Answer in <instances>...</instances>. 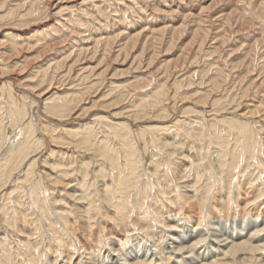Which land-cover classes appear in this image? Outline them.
Masks as SVG:
<instances>
[{
    "label": "rangeland",
    "instance_id": "obj_1",
    "mask_svg": "<svg viewBox=\"0 0 264 264\" xmlns=\"http://www.w3.org/2000/svg\"><path fill=\"white\" fill-rule=\"evenodd\" d=\"M30 1H35V0H0V11L3 14L5 13V17L1 18L2 20L0 19L1 20L0 21V24H1L0 25V35H2V36H0V39H1L0 41L1 42L3 41L4 44H6V45L8 44V45H12V46L13 45H21V43L22 44L23 43L28 44V40H30L29 45L30 44L35 45L38 43V47L36 49L30 50L27 48H25V49L21 48V49H19L20 52L12 54V57L9 60L14 59L13 61H15L17 58L24 60L23 64L20 65L21 67L20 66L16 67V69H15L16 71L13 70L12 72L18 73V72L22 71L23 74L24 73L29 74L31 69L34 67V65L36 66L37 64H39L42 61H43L42 62L43 64H46V62H48V61H59L60 64L62 65V67L64 66V68H62V70H64L66 67H68L70 64L73 63L72 64V66H73L72 73H74V72L79 73L80 72V73H83L85 75L90 74L89 79L86 80V82H84L81 85H79L77 82H75V83L78 85L73 83L72 80H73L74 76H72V77H69V76L63 77L62 76L63 79L61 78V80H60V77H61V75H60L59 77H57V79L52 80L53 82L49 81L48 83H46L45 86L43 85L42 91H44V92L46 90L55 91L56 88L60 89V88H63L64 86L70 87L71 85H74V87L79 86V87L85 88L88 84L95 82L93 79L96 78L98 76V74H99V77L102 74V77H100V80H99V83L100 82H102V83H100V84L97 83L93 88H91L89 90L88 93H86L84 95L85 97H84V100L82 103V107L89 109V111H87L88 116L87 117H81L77 120L68 119L67 121H59L55 117H50L49 115L44 114V112L42 111L43 110L42 105L39 104L42 98L40 96L38 97L37 93L31 91V89H28L29 87H27L26 85L23 86V85L19 84V82H20L19 78L16 77L17 78L16 79L15 77H13V74H11L10 71L6 70L7 69L6 67L3 68V64L6 62V59L4 60V56H6V55H4V53L7 51V49L0 47V51H1L0 52V63L2 64V65L0 64V66H2V67H0V71H2L1 68H3L2 72L5 74V75H3L2 72L0 73V74H2V76L0 75L1 76L0 79L3 80V81H1V80L0 81L2 84H4L6 81H7V83L10 82L12 85L14 84L13 88L15 87L17 89L16 91L18 93H16L14 91L15 90L14 89L13 94H16V95L19 94L20 95V93H21L25 96V98H26V96L28 97V98H26L27 100L24 99V101H27V102L29 101V105H30L29 106L28 103L26 102V106L28 105L27 109L30 111L28 116L31 114L28 117V119L29 120L31 119L34 122L37 129H39V127H40L39 131H40V133L42 132L41 134H38L39 133V131H38V133H36V134L41 137L40 138L41 140H39V139L38 140L43 142V143L39 142L41 145L38 143L40 145V146L38 145L39 146L38 150H40L41 153L44 152V157H41V159H40L41 164H38V166L36 164L35 167H33V168H35V170L33 169L34 173H36V171L38 170L37 171L38 173H36L37 175H35L33 172L30 173V178H33V181H34L33 183L37 182V180H38V182H40V180H39L40 177H41V182L45 183L44 181H46V180L44 177V174H45L44 172H49L52 168L51 164H55V161H56L54 158L53 159L45 158V154L47 153L46 150H48V148H50L47 141H45L48 138L47 134H49L47 132H50V131L52 132V130L56 129L55 133H52V134L56 135V137H57V136L63 135L61 130H59L60 129L59 127H61L62 125L68 126V128H70L74 132H77V127L75 126V124L77 122L90 123V121H91V124H92L95 121L92 124L94 126L89 125V127L92 129V131L94 130L93 133H95L96 135L98 134L97 136L99 138H101L102 135L104 136L106 133V134H108L107 137L109 138L110 135L113 134L112 131L111 130H107L109 132L105 131L106 128L103 129L104 126L100 124L99 120L98 119L95 120L93 118L94 117L97 118V116H96L97 114L98 115L99 114L112 115L114 113L117 115V114H119V112H123V110H125V108L123 109L122 106L131 107L130 105L133 104L136 100H138L137 99L138 94L141 97V100L139 102L143 103L144 101L147 100V97H149V95H150V94H145L147 89L149 90L148 92H150L151 90H154V88L156 90V88L159 85H163L165 90L168 93H170V92L172 93L173 88L174 89L176 88L173 84V81L177 80L178 81L177 88L179 91V97L182 96L184 98V97H187L190 95H195V93L197 91L202 92V90H203V92L206 91L207 93H209L210 89H212L211 84H212L214 79H217L220 82L221 87L219 89L214 90L212 92V95L210 93L208 94L210 96H208L209 98L207 97L208 98L207 100H209V103L206 105L207 107L204 106L203 108H198L199 111L198 110H196V112L191 111L188 114V116H192L193 113H194V115L196 113L195 117L193 115V117H190L191 119H188L190 122H193L192 120L199 118V117L202 119V122L200 121V118L198 120L196 119V121L194 120L195 122H193L194 124L192 123V125L188 121L190 124L189 131L194 132V135H196V136H194L193 140H195L196 142L199 140L201 142L200 143L198 141L196 144H194L196 146H193L191 144V141H190L191 138H189L190 135L188 136V138L183 137V136H187L186 134H183L184 131H181V130H183L184 127L183 128L180 127L181 128V130H180V128H177L176 126L172 127L169 124V123L172 124V122L174 121L175 115L170 117L171 121H168V119H169L168 118L167 121H165V122L164 121L160 122V121H155V120H151V122H150V124H154L152 126H156L157 124L160 125V124L164 123V126H166V128L172 127L171 128L172 130L171 129H169V131L165 130L162 132V134L166 133L167 136L172 134L173 136L170 135L168 137L170 139L172 138L171 140H174V141H177L178 139L183 140V138H184L187 142L184 145H187L190 147V148L188 147L189 150L188 149L186 150V154L192 155L189 157L188 160L181 159V160H183V161H181L180 158L177 159V157H171V158H172V162H174L173 165H175L174 166L175 169L177 167L180 170L182 169L181 170L182 174L185 176L184 181L189 182V183L193 184L195 187L199 188V189L196 188L197 195H199V196L201 195L202 198H200L199 200L200 201L202 200V201L197 202V210L194 213L191 212L192 210L190 209V207L187 204L183 203L182 200L177 198L176 192H178V189L176 188L177 186L173 184V181H172V183H170L171 177L170 176H164L166 179L161 181L162 182L161 184L156 183L154 185V183L153 184H151V182L148 183L151 186H149L148 188L145 189L147 191V193H145L146 191H143L144 196H146L147 198H145V197H143V199L140 198V201H142L144 204L142 202H140V204L138 203V205H134V206H132V204L128 205L127 209L129 207H131V209H128V210L126 209L128 212L126 210L124 211L125 212L124 214H126V215H125V217H123V220H121L123 222L117 224V223L111 222L109 220L108 215L103 217L102 212H101L102 208H101L99 211L100 214H98V216L96 215L95 227L91 230L88 228L87 231H85V235H83V233L79 230L77 232V234H76L77 236H76L73 234V233H75V231H73V233H72L68 230V228H66L67 226L66 227L64 226V223H65L64 219L67 217L70 218L71 216H69L67 210H65L63 208V206H67L65 204H68V203L70 204V202L63 201L61 203L62 205H60L59 208H60V210H62V208H63L64 210H62V211L57 210V208L55 209L54 207L52 208L51 204L48 203L50 201L52 190L50 189L48 191V189H47L48 187H45L44 189L48 193L44 191L43 196L45 198L44 200L46 202V205L48 204L50 206L51 211L50 212L49 211L44 212V210H41V209L44 207L46 208V206H44L45 203H43V201L42 202L37 201V202H40V204L37 202L35 204V202L32 201L30 196H28L30 194L29 192L31 190L30 185H32V180H30V182H27V184L25 183L26 185L24 184L23 186H22V184H20V183L17 184L15 182L16 178H18V176L24 175V172H23L24 170H22V169H23V167L25 169V165H23V167H21V169L16 170V172L14 171L15 173L12 175L13 177H11V179H8L9 182L7 179H6L7 182H6V180L3 182V183H5L4 185H3V183L0 182L1 183V186H0V191H1L0 192V201H1V204H0V209H1L0 210V212H1L0 213V224H2L0 226L1 227L0 231L2 233H4V236H3V234L0 233V236H1L0 239H2V240H0V244H1L0 245V254L3 255V256H0V264H3L5 259H6L5 264H11L10 262H12V259L15 260V261L13 260L15 262V263L12 262L13 264H17L18 262H19L18 264H24L26 262H27L26 264H78L79 261L82 262L81 264H118V263H120V264H136V263L137 264H139V263L140 264H184V262L186 261L187 258H190V259L194 258L196 260L198 259L199 261L197 260V262H198L197 264H224V262H225V264L226 263L227 264H264V249H262V248H264V245H263L264 244V238H263L264 237V235H263L264 234V230H263L264 227L262 228V226H264V221H263L264 220V213H263L264 212L263 211L264 210V198H263L264 197V195H263L264 194V179H263V181H261L262 180L261 178L264 177V174H263L264 173V167H261V166H264V156L260 155L259 158H257V159L255 158V161L251 160L250 163H252V167H250L249 165L246 164L249 162V160L247 159L248 157L241 156L239 158V160L237 161V164L234 168L226 169L224 171V174H220L218 172L220 162L225 160L224 158L228 156L227 150L229 149L228 151L231 153V150H233V149L235 150L240 145L243 147L244 143H245V138L240 136V133H238V130L234 129L231 126V124H229V120H228V122L226 121L228 118L226 116H224V115H226L225 113L227 112V110L233 106V105L231 106L230 103L232 102V100L235 99L238 102H240L241 100H242V102L246 101L247 103L245 102L243 104H248L249 103L248 100L250 99L251 95H254L253 93H255V95H257V93H258V92H254L252 89H254V90L259 89V92H261L262 94L264 93V0H40L41 2L36 4L37 6L34 8H32V7L30 8V6H29L31 3ZM48 1H50L51 3H49ZM56 2H58L57 7L54 10L51 9L52 6ZM64 3H66V4H64ZM48 4H49V6H48ZM67 4H69V5H67ZM58 7L60 9H57ZM68 7H70V8L68 9ZM13 8H20V9H18V12L19 11L20 12L19 13L17 12L18 15L15 14L17 17L14 15L13 17H16V18H13V20H12V17L9 16L8 13L11 11V9L13 10ZM27 8L29 10L33 9L32 17L28 16V18H27V17L22 16L28 10ZM64 8H65V11H63ZM35 9H36V11H34ZM50 9L52 10L51 13H50ZM23 11H25V12H23ZM55 12L56 13L59 12V13L56 14ZM60 12H61V14H60ZM2 13H0V15H3ZM18 16H19V18H18ZM5 18H6V20H5ZM24 18L26 20V23H25V21L23 22ZM20 19L22 20V22L21 21L15 22V21H19ZM1 28H2V30H1ZM3 34H5V36ZM12 34H13V36H12ZM20 35H22V36H20ZM8 36H11V37H8ZM15 37H16V39H15ZM21 37H23V38H21ZM9 38H11V39H9ZM37 38H38V40H37ZM6 39H8V40H6ZM20 39H22V42ZM9 40H11L12 42H10ZM11 43H13V44H11ZM2 55H3V57H2ZM23 55H25V56H23ZM33 56H34V59H33ZM29 57H30V59H29ZM37 57H39V60ZM41 59H43V60H41ZM34 60H36V61H34ZM75 60H77V61L74 62ZM29 63L32 65H29ZM47 64H49V63H47ZM7 67L10 68V65L9 66L7 65ZM25 68H28V69L25 70ZM4 69H5V71H4ZM10 69H12V68H10ZM79 69H81V70H79ZM6 72L8 75L6 74ZM191 75H192L191 79L188 80V76L190 77ZM30 76H33V75H30ZM3 78H5L6 80ZM200 82L203 84H201ZM1 83H0V86L2 85ZM55 83H57V84H55ZM62 83H64V84L62 85ZM15 84L18 85V87ZM28 84L30 86L34 85L35 81L30 82ZM68 84H70V85H68ZM116 85L118 87L119 86H125V85L130 86L129 90L131 92V94H130L131 96L129 95L127 98L125 97L126 99L123 102H121L120 104H116L119 98L117 97V90L115 91L112 88V86H116ZM21 86H22V88H20ZM23 87L25 88V91H23L24 90ZM248 87L252 88V89L250 88L251 90H249V92L247 91ZM19 88L21 89L20 90L21 92L18 90ZM135 88H144L145 91H144V89L142 91L144 93V95H141L140 93H138V90H136ZM78 89H80V88H73V89H71V90H73L72 92H70L71 90L65 89L64 91H62V93L63 94L68 93V94H72V95L76 94V93L78 94L79 93ZM28 90H29V92H28ZM74 90H75V92H74ZM30 91H31V93H30ZM65 92H67V93H65ZM112 92H114V93H112ZM115 92H116V94H115ZM34 93H35V95L33 97ZM261 93H259L257 95L258 99L257 98L256 99L258 100L257 104L263 105L264 95H262ZM1 94L2 93H0V100H1L0 106H1V103L4 101V96L1 98ZM28 94H29V96H28ZM249 95H250V97H249ZM247 96L249 97V99ZM211 97H212L213 101L210 102ZM220 97H222L224 101L227 100L226 103H224ZM29 98H31V100ZM36 98H37V100H36ZM38 98L39 99L41 98V99L39 100ZM214 99H215V101H214ZM217 99L218 100L220 99L219 102ZM185 100H187V98H185L184 101ZM37 101H38V105H36ZM190 101H191V99L189 100L188 104H191ZM30 102H31V104H30ZM181 103H182V101H180V100L177 102V104H178L177 109L181 108ZM219 103H220V106H219ZM221 103L222 104L224 103L225 105L224 104L222 105ZM34 104L37 107L34 106ZM114 104H116V105H114ZM193 104L194 103H192L191 106H193ZM5 105L6 104H4V106ZM31 105L33 108L31 107ZM217 106H219L220 108ZM223 106H227V109H225L226 107L223 108ZM195 107H197V106H195ZM209 107H210V109L211 108L212 109L211 110L208 109ZM213 107H215V108H213ZM241 107L244 108V109H242V111L247 110L244 105H242ZM263 107H264V105H263ZM34 108H35V110H34ZM36 108L38 109V111L36 110ZM40 108H41V110H40ZM4 109H6V107ZM219 109H221V110L219 111ZM33 110H34V113H33ZM200 110H203V111H200ZM216 111H218V112L216 113ZM239 111H241L240 107H239ZM180 112H181V110H180ZM175 114H177V113L175 112ZM197 114H199L201 116H199ZM228 115H230V114H227V116ZM33 116H36V117H33ZM118 116H120V115H118ZM206 116H207V119H206ZM221 116H224V118H222V120L223 119H225V120L221 121ZM41 118H43V119H41ZM91 118H92V120H91ZM215 118H216V121H215ZM4 119H5V116H4ZM37 119H39V120H37ZM47 119H48V121H47ZM210 119L211 120L213 119L212 122L216 123V125H215L216 127L214 126L215 130H214L213 126L212 127L209 126L210 121H211ZM250 119L253 120V123L255 124L256 121L252 118H250ZM7 120H8V118L6 119V121L4 120V122L6 123V126H7V130H8L7 131V140L5 143L6 148L8 146H10L13 143V141L16 140L17 136H15V135L18 134L17 133L18 127H12L10 125L9 120L8 121ZM73 121H76V122H74L75 124H72ZM123 121H127V122L129 121L128 123H129L130 127L133 126L132 127L133 129L134 128L136 129L137 126L141 125V124L137 125V124L133 123L134 121L131 118H126ZM156 122H157V124H155ZM197 123H199V124H197ZM203 123L205 124V126ZM263 123H264V121H263ZM172 125H175V124L173 123ZM193 125H194V127H192ZM96 126H98V128ZM161 126H163V125H161ZM220 126L222 128H220ZM255 126H257V125H255ZM94 127L97 130H95ZM101 127H103V128H101ZM175 127L177 129H175ZM196 127H197L198 132L196 130ZM254 129H256V127ZM103 130L105 131V133ZM203 130L204 131L206 130V131L204 132ZM148 131H149V129H148ZM100 132H103L104 134L101 133L102 134L101 135ZM168 132H169V134H168ZM176 132H178V134H176ZM200 132H202L205 136ZM148 133H146V134H148ZM151 133H152V131L147 135L150 138H151ZM196 133L201 134V135L197 136ZM258 133H259L258 135L260 136L259 137L260 140H258L260 142L259 144H261L263 146L264 145V136L260 132H258ZM212 134L216 138L214 136H212ZM221 134H222V136H221ZM96 135L93 134L94 137L92 136L91 137L92 139L90 138L89 141H91V140L94 141ZM166 135H164V136H166ZM132 136L136 140L134 142L137 144V146L139 148H141V149L144 147L146 148L145 153L142 151L143 156L144 155L146 156L147 153H148V156H151L150 152L152 153L154 150H155V152H156V150H158V148L155 147V145L153 146L151 144V142L145 143L147 146L146 147L145 144L142 143V140L139 137H136V134L133 133ZM201 136L203 138H201ZM218 136L221 138L223 137L222 139L225 140L227 142V144H230L232 141L233 143L230 144L231 147L229 145H226V147H225V144L224 145L219 144L218 140H217ZM238 136H240L241 138ZM111 138H112V140H111ZM231 138H232V140H231ZM238 138H240V139H238ZM109 139L111 142L113 141L112 142L113 147H115L117 145L116 146L117 148L116 147L115 148L118 149V147H119L118 145H120V143L118 141L116 143L117 139L116 138L114 139V137L112 135ZM209 140H210V142H209ZM46 143H47V145H46ZM206 144L209 146L207 147ZM233 144H235V145H233ZM43 145L44 146L46 145L45 149H43V147H44ZM191 145L193 146L192 149H191V147H192ZM107 146L110 147L112 145L109 144ZM142 146H144V147H142ZM197 146L198 147L200 146L199 147L200 149L197 148ZM218 146H220V147H218ZM195 147H196V149H195ZM205 147H206V149H205ZM4 149H5V147H4ZM72 149L74 151L80 150V149H77L75 147H72ZM262 149H261V151H262ZM194 150H196V151H194ZM189 151H191V152H189ZM200 151L201 152L203 151L202 154ZM263 151H264V149H263ZM258 153H261L260 150ZM91 154L85 153V156H86L85 159H86L87 163L91 162V160L89 158V157H91ZM160 154H162V153H160ZM160 154H159V156H161ZM76 155L78 156L79 153L74 152L73 158L77 157ZM159 156L157 158H159ZM163 156L165 159L167 158V155L165 153ZM163 156H161V158ZM57 158L59 159V161L62 164H64V165H62L60 163L62 165L61 167L64 166L67 169L69 168V171H70V172L68 171L69 175H71L72 172L73 173L75 172L74 174H72L71 177H69L70 179L72 177L76 178V175L80 174L79 175L80 180H82V181L84 180V182H87V183H84V184H87V187L95 186L94 180L96 178L93 177V176H95L93 171H89L88 172L89 174L85 175V177H87V178H85L80 172H78L80 167L76 166L77 165L76 161H73V162L70 161L69 157L63 159V156H59ZM78 158H79V156H78ZM175 158H176V160H175ZM191 158L193 160H191ZM43 159H45L46 162H42ZM190 160H191V162H189ZM185 161L186 162L188 161L187 162L188 165L186 164ZM67 162H69V163H67ZM74 162L76 164H74ZM65 164L67 166H65ZM192 164L194 166H191ZM70 165H72V166H70ZM68 166H70L71 168ZM74 166H75V168H74ZM256 166H258V167L256 168ZM146 167H145V170H147ZM191 167L193 168L194 171L191 170L192 169ZM196 167H197V169H196ZM91 168H92V165H91ZM108 168H110L109 165L106 166L107 170H109ZM150 168H151V166L149 167V169ZM261 168H262V170H261ZM72 169H75V170L72 171ZM99 169L101 170V168H97V170H99ZM141 170H142L141 173L142 172L146 173V171H144V167H141ZM183 170H185V171H183ZM237 171H239V172L237 173ZM17 173H19V174L21 173V174L19 175ZM0 174H1V172H0ZM33 174L35 177L33 176ZM226 174L229 178H231V177L232 178L231 179L228 178V180H227ZM38 176H39V178H37ZM147 177L149 178L148 173L144 174V178H145L144 180H147L148 179ZM28 178H29V175H28ZM92 178H94V179H92ZM73 181L75 183H77L78 180L73 179ZM164 181H165V183H167V185H165ZM231 181H232V184H231ZM252 181H254V183H252ZM258 181H260V182H258ZM88 182H89V185H90V183H92V185L89 186ZM15 183L17 184V186L19 185L22 187H16ZM207 183H209V184H207ZM210 183H212V184H210ZM225 183H227V185ZM220 184H221V187H220ZM207 185L209 186V189H208ZM247 185H248V187H247ZM13 186H14V188H12ZM163 186H165V187L168 186L167 187L168 189H166ZM206 186H207V188H206ZM229 186L232 188L231 190H229L230 189ZM1 187H2V189H1ZM10 187H11V189H10ZM87 187H86V189H87ZM18 188H19V190L21 188H24L26 190L25 194H27V197H26V195H24L25 190L23 189V191H22V189H21L20 191H22V192H20L18 190ZM28 188H29V190H28ZM92 188H89V189H92ZM157 188L159 191H157ZM205 188H206V190H205ZM15 189H16V191H15ZM164 189L167 192H169L170 196H168V194L166 192L164 193L165 197L162 196ZM9 190H12V191H9ZM17 190L19 191V193L21 195L19 193L17 195V192H18ZM60 190H62V189H60ZM207 190H208V192H207ZM228 190H229V192H228ZM79 191H81V190L78 187L77 192L79 193ZM205 191L207 194L205 193ZM230 191L232 194L230 193ZM6 192H8V193H6ZM72 192H73V190L70 191L71 194H72ZM91 192H92V190H91ZM255 192H257V193H255ZM9 193H11V195H9ZM149 193L150 194L152 193L150 195L151 197L149 196ZM156 193H158V194H156ZM225 193L229 194V195L225 196L224 195ZM2 194H3V197H2ZM257 194H258V196H260V195L261 196L258 198V196H256ZM12 195L14 196L15 199L19 197L18 199H16L18 201V203H16L17 201L14 200ZM208 195H210V196H208ZM232 195H233V198L235 196L234 199L232 198ZM237 195H238V197H237ZM166 196H168V197H166ZM174 196H176V197H174ZM223 196L226 198H224ZM8 197H10V199ZM133 197L131 199H133ZM158 197H160V198H158ZM5 198L7 200H4ZM27 198H28V201L26 200ZM151 198H152L153 202L150 201ZM204 198H206L205 201H203ZM218 198L220 200H218ZM253 198H255V199H253ZM46 199H48L49 201L48 200L46 201ZM57 199H62V197L57 198ZM147 199H149V201ZM214 199H215V201H214ZM10 200L15 201V202H11ZM154 200L156 201V203H154L155 202ZM157 200H160L161 202L157 201ZM171 200H172V202H171ZM6 201H8V202H6ZM20 201H22L23 203H21ZM245 201H246V203L248 201V205L245 203ZM2 202H4V204L7 203L6 204L7 206L6 205L3 206ZM9 202H11V203H9ZM168 202H169V204H168ZM215 202H217V203H215ZM25 203H27V204H25ZM31 203H32V206H31ZM153 203L155 204L156 207L155 206L151 207L152 205H154ZM205 203H207V204H205ZM238 203L240 206L237 205ZM11 204L13 207L11 206ZM16 204H19V206H17ZM21 204H25L26 206L21 205ZM211 204H212V206H211ZM37 205H43V206H37ZM98 205L102 206L100 201L98 202ZM171 205H172V207H171ZM258 205H260V206L258 207ZM23 206H25V207H23ZM136 206L138 207L137 210L141 211V212H138L136 210ZM17 207H19L21 212L19 211V209ZM146 207H148L150 209H148ZM217 207H218V209H217ZM5 208H6V211H5ZM30 208L33 210H31ZM52 209H55V211H53ZM7 210L8 211L10 210L9 213H7L8 212ZM131 210L134 213L131 212ZM29 211H30V213L32 212L31 213L32 218L29 215L30 214ZM251 211L253 212V214L251 213ZM259 211H260V213H259ZM17 212H19V213H17ZM39 212L42 214H40ZM5 213L10 214L11 216L13 214V218H11V216H6ZM21 213H22V215L24 213H26L25 215L27 218H25V216L23 217L21 215ZM43 213L45 214L44 217H43ZM46 213H47V215H46ZM156 213L160 214V215H157ZM189 213H190V215L192 214V218H193L192 219L193 221L190 224L184 218L186 216V214H189ZM255 213L256 214L257 213L262 214V216H260V218H259L258 216H256ZM18 214H20V215H18ZM155 214H156V216H155ZM14 215H16L15 219L16 218L19 219V216H20V218L21 217L23 218V219L22 218L20 219L21 221H23L24 219H26L28 221L25 220L23 222H20V220H19V222H18L17 219L16 220L14 219ZM179 215H181V216H179ZM4 216H6V218ZM171 216H172V218H170ZM155 217L158 218V220L155 221V219H156ZM180 217H181V219H180ZM153 218H155V219H153ZM163 218H164V221H163ZM257 218H259V219H257ZM11 219L14 220V222H12ZM165 219H166V221H165ZM179 219H180V221H179ZM29 220H30V223H29ZM255 221H258V222H255ZM24 222H28L29 225H31V224L32 225L28 227V223H26L27 224L26 225ZM158 222H159V224H158ZM164 222L167 224H165ZM259 222H260V225H259ZM5 223H7V224H5ZM35 223H37V224H35ZM199 223L202 225H199V227H198L197 224H199ZM246 224L248 227L246 226ZM250 224L252 227L250 226ZM105 227L107 229H105ZM167 227H169V228H167ZM172 227H173V229H172ZM218 227H220V228H218ZM25 228H28V229L26 230ZM139 228H140V230H139ZM145 228H146V230H145ZM15 229H17L18 232L21 231V232H19L20 234H18V233L16 234L17 231ZM7 230H8V233H7ZM11 230H15V231L13 232ZM221 230L223 232H221ZM230 230L233 232L235 231L234 233H236V232L239 233V235L237 237H235V236L233 237L234 233L230 234ZM241 230L244 232H242ZM252 231H253V233H252ZM187 232H193V234H191V237L192 236L198 237V238L196 237L197 239L195 238L196 241L192 240V241L196 242L197 246L195 245L194 247H189V248L186 247L187 248L186 249L185 247L182 248L181 245L179 247L178 244H176V243L174 244L171 242L174 240L175 236H178V234H179V236L184 235V237L185 236L188 237ZM6 233L8 235H6ZM12 233L14 235H11ZM26 233L28 236L26 235ZM126 233H128V234H126ZM226 233H227V235H226ZM122 234H124V235H122ZM129 234H130L131 238H130ZM250 234H252V235L254 234V235L251 237ZM5 235H6V237H5ZM15 235L18 237V239L20 237V239L15 240V239H17V237L15 238ZM255 235H256V239H255ZM8 236H9V238H8ZM125 236H127V237L125 238ZM227 236L230 238L232 237L233 239L228 238L231 241H229V240L227 242L225 241L224 243L226 245L224 244V246L219 247V246H217V244H215V242L217 243L220 240L227 238ZM118 237L123 238V240L119 241L120 239ZM245 237H246V243L248 245L245 243ZM11 238L12 239L14 238V240L12 241ZM21 238L22 239L24 238L23 239L24 241ZM171 238H173V239H171ZM201 238H202V241L200 240ZM3 239L5 240V242ZM6 239L9 241H7ZM243 240H244V242H243ZM15 241L18 243V247H16L17 243ZM125 241L127 243H122ZM199 241H201V242H199ZM213 241H215V242H213ZM8 242L9 243L11 242L12 246ZM26 242H27V244H26ZM189 242L190 241H188V245H191L192 242L191 243H189ZM220 242H222V241H220ZM13 243H16V244L14 245ZM22 243H24L25 246ZM81 244H83L82 247H81ZM208 244H210L211 246ZM8 245H10V246H8ZM19 245H21V246H19ZM26 245H28V246H26ZM23 247H25V248H23ZM27 247H29L28 250L26 249ZM122 247H123V249H122ZM150 247L152 250L150 249ZM207 247L208 248L210 247V248L207 249ZM245 247H247L246 248L247 250L245 249ZM16 248H20V250H21L20 254L22 255V252H23L24 256L20 257V254H19L20 250H18ZM148 248H149V250H147ZM181 248L183 250L182 252L179 251ZM217 248H219V249H217ZM1 249H2V251H1ZM3 249H4V251L6 250V252H9L10 254L9 253H8L9 255L7 253L5 254ZM23 249H24V251H23ZM100 249H101V251H100ZM120 249H122V250H120ZM236 249H237V251H236ZM201 250H203V251H201ZM210 250L211 251L213 250L214 252L213 251L211 252ZM233 250H235V251H233ZM259 250H262L263 252L259 251ZM123 251H125V252H123ZM153 252L155 255H153ZM251 252H253V254ZM11 253H12V255H11ZM205 253H210V254H209V256H207L208 254H205ZM218 253H220V254H218ZM4 254L7 255V257H10L9 261L7 260L8 259L7 257L5 258ZM15 254H17V255H15ZM29 254H30V256H29ZM46 255H48V257ZM126 255H127V257H125ZM136 255H137V257H136ZM205 255H206V257H205ZM228 255H230V256H228ZM197 256H199V257H197ZM221 256H222V258H220ZM225 256H227V257H225ZM139 257H140V259H139ZM209 257L211 258V260ZM27 258H29V259H27ZM241 258L244 261H241ZM139 260H141V261H139ZM201 260H203V261H201ZM208 260H210V262ZM220 260H222V261H220ZM245 260H246V263H245ZM22 261H23V263H20ZM32 261H34V263ZM220 262H222V263H220Z\"/></svg>",
    "mask_w": 264,
    "mask_h": 264
},
{
    "label": "bare ground",
    "instance_id": "obj_2",
    "mask_svg": "<svg viewBox=\"0 0 264 264\" xmlns=\"http://www.w3.org/2000/svg\"><path fill=\"white\" fill-rule=\"evenodd\" d=\"M31 3H30V8L32 7V8H34V7H36L37 5L36 4H38V3H40L41 1L40 0H35V1H30ZM49 3H51L50 1H48ZM68 2V1H67ZM154 2V1H153ZM57 4H58V2H56L53 6H52V8L51 9H55L56 7H57ZM64 4H66V3H64ZM81 4V3H80ZM19 5V4H18ZM41 5V4H40ZM67 5H69V4H67ZM128 5V4H127ZM48 6H49V4H48ZM61 7V6H60ZM63 7V6H62ZM72 7V6H71ZM48 8V7H47ZM50 8V7H49ZM70 7H68V9H69ZM18 9H20V8H13V10L11 9V11L8 13V15L9 16H11L12 17V20H13V18H16L17 16L16 15H18V13L20 12H18ZM28 9V8H27ZM50 9V13L52 12V10ZM57 9H60L59 7L57 8ZM134 9V8H133ZM43 10V9H42ZM62 10V9H61ZM67 10V9H66ZM3 11V10H2ZM9 11V10H8ZM7 11V12H8ZM34 11H36V9L34 10ZM39 11V10H38ZM63 11H65V8H64V10ZM62 11V12H63ZM18 12V13H17ZM23 12H25V11H23ZM22 12V13H23ZM0 13H2L1 11H0ZM21 13V14H22ZM35 13V12H34ZM56 13V12H55ZM54 13V14H55ZM57 13H59V12H57ZM56 13V14H57ZM3 14V13H2ZM16 14V15H15ZM49 14V13H48ZM60 14H61V12H60ZM16 16V17H13V16ZM32 15H33V9L32 10H27L22 16L23 17H27L28 18V16H30V17H32ZM21 16V17H22ZM44 16V15H43ZM55 16V15H54ZM3 17H5V13L3 14V15H0V19L1 18H3ZM18 18H19V16H18ZM8 19V18H7ZM2 20V19H1ZM0 20V21H1ZM5 20H6V18H5ZM11 20V19H10ZM8 21V20H7ZM15 21V20H14ZM13 21V22H14ZM22 22V20L20 19L19 21H15V22ZM25 21V23H26V20H25V18H24V20H23V22ZM29 21V20H28ZM10 22V21H9ZM8 22V23H9ZM14 22V23H15ZM12 23V22H11ZM29 23V22H28ZM37 23V22H36ZM32 24V23H31ZM1 25V24H0ZM18 25V24H17ZM16 25V26H17ZM20 26V25H19ZM22 26V25H21ZM15 27V26H14ZM23 28V27H22ZM1 30H2V28H1ZM15 30V29H14ZM10 31V30H9ZM12 31V30H11ZM6 32V31H5ZM4 32V33H5ZM16 32V31H15ZM209 33V32H208ZM10 34V33H9ZM8 34V35H9ZM14 34V33H13ZM13 34H12V36H13ZM21 34V33H20ZM4 36H5V34H3ZM15 35V34H14ZM19 35V34H18ZM17 35V36H18ZM0 36H2V35H0ZM7 36V35H6ZM16 36V37H17ZM20 36H22V35H20ZM8 37H11V36H8ZM7 37V38H8ZM16 37H15V39H16ZM19 37V36H18ZM25 37V36H24ZM47 37V36H46ZM21 38H23V37H21ZM3 39V38H2ZM9 39H11V38H9ZM27 39V38H26ZM1 40V39H0ZM6 40H8V39H6ZM13 40V39H12ZM21 40V42H22V39H20ZM37 40H38V38H37ZM10 42H12L11 40H9ZM16 41V40H15ZM127 41V40H126ZM6 42V41H5ZM20 42V41H19ZM26 42V41H25ZM29 42H30V40H28V44L27 43H21V45H6V44H4V42L2 41H0V47H3V48H5V49H7V51L5 52L4 50V55H6V56H4V60L6 59V62L3 64V68L4 67H6L5 69L6 70H8V71H10L11 72V74H13V77H17V78H19V84H21V85H26L27 87H29L28 89H31V91H33V92H35V93H37V96L39 97H41L40 99H41V101H40V105H42V108H43V112H44V114H47V115H49L50 117H55V118H57V120H59V121H67L68 119H73V120H77V119H79V118H81V117H87L88 116V112L87 111H89V109L88 108H85V107H82V103H83V100H84V95L86 94V93H88L89 92V90L91 89V88H93L97 83L98 84H100V83H102V82H100L99 83V80H100V77H102V74H101V76L99 77V74H98V76L96 77V78H94L93 80L95 81V82H93V83H90V84H88L85 88H82V87H79V86H75L74 87V85H71L70 87H66V86H64L63 88H60V89H57L56 88V90L55 91H52V90H46L45 92L44 91H42V87H43V85L45 86L46 85V83H48L49 81L51 82L52 80H55V79H57V77H59L60 75H61V77H60V80H61V78H62V76L63 77H72V76H74L73 77V83H75V82H77L79 85H81V84H83L84 82H86V80H88L89 79V75L90 74H88V75H85V74H83V73H77V72H74V73H72V68H73V66H72V64H70L68 67H66L64 70H62V68H64V66L62 67V65L60 64V62L59 61H48V62H46V64H43L42 62H40L39 64H37L36 66L34 65V67L31 69V71H30V73L29 74H26V73H24L23 74V72L21 71V72H18V73H13L12 71L13 70H15L16 69V67H18V66H20L21 64H23V62H24V60H21V59H16L15 61H13V60H9L11 57H12V54H14V53H18V52H20L19 51V49H21V48H23V49H25V48H27V49H36L37 47H38V43L37 44H33V45H29ZM42 42V41H41ZM16 43V42H15ZM14 43V44H15ZM11 44H13V43H11ZM19 44V43H18ZM40 44V43H39ZM42 45V44H41ZM1 52V51H0ZM27 52V51H26ZM63 52V51H62ZM32 53V52H31ZM33 54V53H32ZM17 55V54H16ZM26 55V54H25ZM25 55H23V56H25ZM28 55V54H27ZM38 55V54H37ZM40 56V55H39ZM42 56V55H41ZM2 57H3V55H2ZM9 57V58H8ZM21 57V56H20ZM25 58V57H24ZM32 58V57H31ZM38 58V60H39V57H37ZM36 58V59H37ZM26 59V58H25ZM29 59H30V57H29ZM33 59H34V56H33ZM3 60V61H4ZM28 60V59H27ZM41 60H43V59H41ZM48 60V59H47ZM54 60V59H53ZM2 61V60H1ZM33 61V60H32ZM31 61V62H32ZM34 61H36V60H34ZM77 60H75L74 62H76ZM47 63H49V64H47ZM1 64V63H0ZM2 65V64H1ZM7 65L9 66L10 65V68H12V69H10L9 67H7ZM29 65H32V64H30L29 63ZM24 66V65H23ZM26 66V65H25ZM0 67H2V66H0ZM21 67V66H20ZM3 68H1L2 69V71H3ZM9 68V69H8ZM5 69H4V71H5ZM18 69V68H17ZM26 69H28V68H25V70ZM22 70V69H21ZM79 70H81V69H79ZM78 70V71H79ZM2 71H0V73L2 72ZM7 71V72H8ZM16 71V70H15ZM7 72H6V74H7ZM29 72V71H28ZM3 73V72H2ZM85 73V72H84ZM101 73V72H100ZM95 74V73H94ZM104 74V73H103ZM1 76H2V74H0ZM3 75H5L4 73H3ZM8 75V74H7ZM15 75V76H14ZM30 75H33V76H30ZM96 75V74H95ZM0 76V77H1ZM10 76V75H9ZM191 77H192V75L189 77L188 76V80H190L191 79ZM9 78V77H8ZM16 78V79H17ZM177 78V77H176ZM3 79H5V78H3ZM11 79V78H10ZM9 79V80H10ZM14 79V78H13ZM12 79V80H13ZM63 79V78H62ZM160 79V78H159ZM1 80V79H0ZM6 80V79H5ZM59 80V79H58ZM1 81H3V80H1ZM1 81H0V83H1ZM14 81V80H13ZM33 81H35V84L34 85H29L28 83H30V82H33ZM104 81V80H103ZM172 81V80H171ZM9 82V81H8ZM53 82V81H52ZM88 82V81H87ZM18 83V82H17ZM16 83V84H17ZM72 83V82H71ZM177 83H178V81L177 80H174L173 81V84H174V86L177 88ZM201 83V82H200ZM206 83V82H205ZM2 84V83H1ZM15 84V85H16ZM32 84V83H31ZM53 84V83H52ZM55 84H57V83H55ZM61 84V83H60ZM64 83H62V85H63ZM76 84V83H75ZM78 84H76V85H78ZM172 84V85H173ZM201 84H203V83H201ZM200 84V85H201ZM48 85V84H47ZM68 85H70V84H68ZM165 85V84H164ZM13 86H14V84L12 85L10 82L9 83H7V81L4 83V84H2L1 86H0V93H2L1 94V98L4 96V101L1 103V106H0V172H1V174H0V182L1 183H3L6 179L8 180V179H11V177H13L12 175L16 172V170H19V169H21V167H23V165H25V169H24V167H23V169L22 170H24L23 172H24V175H20L19 173H17V174H19L20 176H18V178H16V183L17 184H22V186L26 183L27 184V182H30V180H32V185H30L31 186V190H30V194L28 195V196H30V198L32 199V201L33 202H35V204H36V202L37 201H40V202H42L43 201V203H45L44 204V206H46V208L44 207V208H42L41 210H44V212H50L51 210H50V206L48 207L47 205H46V202H45V198H44V191H45V187H48L47 189H48V191L51 189L52 190V193H51V197H50V201L48 200V199H46V201L48 200L49 202L48 203H50L51 204V207L53 208H57V210H60V205H62L61 203L63 202V201H68V202H70V204L68 203V204H65V205H67V206H63V208L65 209V210H67V212H68V214H69V216H71L70 218L69 217H67V218H65L64 219V226L66 227V228H68V230L70 231V232H72L73 233V231H75V233H73L74 235H76L77 234V232L80 230L82 233H83V235H85V231H87V229L89 228L90 230L91 229H93L94 227H95V224H96V215L98 216V214H100V209H101V212H102V216L103 217H105V216H107L108 215V217H109V220L111 221V222H114V223H117V224H119V223H121V222H123V221H121V220H123V217H125V215L126 214H124L125 212V210L127 209V207H128V205H131L132 204V206H134V205H138V203L140 204V202H142V201H140V198L141 199H143V197H145V198H147L146 196H144V192L143 191H146L145 189L146 188H148L149 186H151V185H149L148 183L149 182H151V184H153L154 183V185L157 183V184H161L162 182L161 181H163V180H165L166 178L164 177V176H170L171 178V180H170V183H172V181H173V184L174 185H176L177 187V189H178V192H176V196H177V198L178 199H180V200H182L183 201V203H185V204H187L189 207H190V209L192 210L191 212H195L196 210H197V202L198 201H200L199 199L200 198H202L201 197V195L199 196V195H197V190H196V188L197 187H195L193 184H191V183H189V182H186V181H184V175L182 174V169L180 170L178 167L175 169V165H173L174 164V162H172V158L171 157H177V159H179L180 158V160L181 159H183V160H188L189 159V157L190 156H192V155H188V154H186V150L188 149V147L189 146H187V145H184V144H186L187 142H186V140L183 138V140H177V141H174V140H171L168 136H170V135H172V134H170V135H166V133L164 134V135H166V136H164L163 134H162V132L163 131H165V130H168L169 131V129H171L172 127H174V126H176L177 128H183V130H181V128H180V130L181 131H184V133L183 134H186L187 136H183V137H186V138H188V136H189V138H191V144L193 145V146H196V145H194V144H196L197 142L195 141V140H193L194 139V136H196V135H194V132H192V131H189V127H190V124H189V120L188 119H191L190 117H193V115H194V113H193V115L192 116H188V114L192 111H194V112H196V110H198L199 111V109L198 108H203L204 106H206L208 103H209V100H207L209 97L208 96H210V95H208L209 93L212 95V92L214 91V90H216V89H219L221 86H220V82L217 80V79H214L213 80V82H212V84H211V87H212V89H210V91H209V93H207L206 91L205 92H203V90H202V92L200 91V92H196L195 93V95H190V96H187V97H182V96H180L179 97V91H178V88L176 89H174L173 88V90H172V93L170 92V93H168L166 90H165V88H164V86L163 85H159L157 88H156V90H155V88H154V90H151L150 92H148L149 90L147 89L146 90V93L145 94H150L149 95V97H147V100L146 101H144L143 103L141 102H139L140 100H141V97H140V95L138 94V97H137V99L138 100H136L133 104H131L130 106L131 107H126V106H122V108L124 109L125 108V110H123V112H119V114H112V115H106V114H97L96 116H97V118L96 117H94L93 119H98L99 120V122H100V124L101 125H103L104 126V128L103 127H101V128H103V129H105L106 128V130L105 131H107V130H111L112 131V133L113 134H111L113 137H114V139L116 138L117 140H116V143H117V141L120 143V145H118L119 147H118V149H116L117 147V145L115 146V147H113V144H112V142L110 141V137H111V135H110V137L108 138L107 136H108V134H106L105 133V131H104V133H105V135L103 136L101 133H103V132H100V134L102 135H100L101 136V138H99L95 133H93L94 132V130L92 131V129L89 127V125L91 126L92 124H91V121H90V123H80V122H77L76 124L74 123V122H76V121H73L72 122V124H75V126L77 127V132H74L73 130H71L70 128H68V126H64V125H62L61 127H59L60 129L59 130H61V132L63 133V135H61V136H57L56 137V135H54V134H52V133H55V130H52V132L50 131V132H47V133H49V134H47V136H48V138L45 140V141H47V143L49 144V146H50V148H48V150H46V154H45V158H50V159H55L56 161H55V164H51V166H52V168H51V170L49 171V172H44L45 174H44V177H45V180L46 181H44L45 183H42L41 182V177L39 178V176L37 177V178H39V180H40V182H38V180H37V182H35V183H33L34 181H33V178H30V173L31 172H33V169L35 170V168H33V167H35V165L37 164V166H38V164H41V162H40V159H41V157H44V152H42L41 153V151L40 150H38V147L41 145L39 142H42V141H39V140H41L40 138V136H38L36 133H38V131H39V129H40V127H39V129H37V127L35 126V124H34V122L30 119H28V117L31 115H29L28 116V114L30 113V111L27 109L28 107V105H29V101L27 102V101H24V99L25 100H27L26 98H28L27 96H26V98H25V96L23 95V94H21L20 93V95L18 94V95H16V94H13L14 92H13V90L16 92V93H18L16 90V88L14 87L13 88ZM17 87H18V85H16ZM25 86V87H26ZM50 86V85H49ZM54 86V85H53ZM166 86V85H165ZM51 87V86H50ZM57 87V86H56ZM60 87V86H59ZM118 86L116 85V86H112V88H113V90H117V97L119 98L118 99V101H117V103L116 104H120L121 102H123L130 94H131V92H130V90H129V88H130V86L129 85H125V86H119L118 88H117ZM170 87V86H169ZM206 87V86H205ZM20 88H22V86L20 87ZM18 89L19 91L21 90V89ZM24 88V87H23ZM73 88H80V89H78L79 90V93L77 94H68L67 92H65V93H67V94H63L62 93V91H64L65 89H68V90H71V89H73ZM251 87H248L247 88V91L249 92V90H251L250 89ZM27 89V88H26ZM136 90H138V93H140L141 95H144V93L142 92L143 91V89L144 88H135ZM77 90V91H78ZM102 90V89H101ZM254 92H258L257 93V95L259 94V93H261V92H259V89L257 90V89H252ZM23 91H25V88H24V90ZM31 91H30V93H31ZM73 90H71L70 92H72ZM144 91H145V89H144ZM21 92V91H20ZM28 92H29V90H28ZM74 92H75V90H74ZM137 92V91H136ZM143 94H142V93ZM23 93V92H22ZM25 93V92H24ZM35 93L33 94V97H34V95H35ZM112 93H114V92H112ZM251 93V92H250ZM111 94V93H110ZM115 94H116V92H115ZM254 95H251V97H250V95H249V97H250V99H249V97H248V104H243V103H245L244 101L242 102V100L240 101V102H238L237 100H232V102L230 103L231 104V106L232 107H230L228 110H227V112L225 113L226 115H224V116H226L228 119L226 120L227 122H228V120H229V124H231V126L234 128V129H236V130H238V133H240V136L241 137H243V138H245V143H244V146L242 147L241 145L240 146H238L235 150L233 149V150H231V153L227 150V154H228V156L227 157H225L224 159L225 160H223V161H221L220 162V165H219V170H218V172L220 173V174H224V171L226 170V169H230V168H234L235 166H236V164H237V161L239 160V158L241 157V156H243V157H248L247 159L249 160V162L248 163H246L247 165H249L250 167H252V163H250V161L251 160H253V161H255V158L257 159V158H259V156L260 155H263L264 156V151H263V149H264V145L262 146L261 144H259L260 142L258 141V140H260L259 139V133L258 132H260L263 136H264V123H263V121H264V107H263V105H264V103H263V105H261V104H257V102H258V98H257V95H255V93H253ZM262 94V93H261ZM32 95V94H31ZM133 95V94H132ZM262 95H264V93L262 94ZM28 96H29V94H28ZM131 96V95H130ZM146 96V95H145ZM144 96V97H145ZM31 97V96H30ZM126 97V98H125ZM208 97V98H207ZM185 98H187V100H185L184 101V99ZM194 98V99H193ZM221 99H222V101L224 102V103H226V101L227 100H223V98L222 97H220ZM257 98V99H256ZM30 100H31V98H29ZM39 99V98H38ZM39 99V100H40ZM130 99V98H129ZM182 101V103H181V108H178L177 109V106H178V104H177V102L179 101ZM191 99V104L192 103H194L193 104V106H191V104H188L189 103V100ZM33 100V99H32ZM36 100H37V98H36ZM218 100V99H217ZM220 100V99H219ZM219 100H218V102H219ZM211 101H213V99H212V97L210 98V102ZM214 101H215V99H214ZM0 102H1V100H0ZM26 102L28 103V105L26 106ZM235 102V103H234ZM264 102V101H263ZM223 103V104H224ZM247 103V102H246ZM261 103V102H260ZM4 104H6L5 106H4ZM30 104H31V102H30ZM116 104H114V105H116ZM217 104V103H216ZM222 104V103H221ZM222 104V105H223ZM36 105H38V101H37V103H36ZM35 104H34V106H36ZM124 105V104H123ZM197 106V107H195V106ZM225 105V104H224ZM242 105H244L245 106V108L247 109V110H245V111H242V109H244V108H242L241 106ZM30 106V105H29ZM219 106H220V103H219ZM219 106H217V107H219ZM6 107V109H4ZM31 107H32V105H31ZM37 107V106H36ZM207 107V106H206ZM216 107V106H215ZM215 107H213V108H215ZM226 107V108H225ZM229 107V106H228ZM239 107H240V110L241 111H239ZM30 108V107H29ZM33 108V107H32ZM220 108V107H219ZM223 108H225V109H227V106H223ZM222 108V109H223ZM208 109H210V107L208 108ZM212 109V108H211ZM210 109V110H211ZM218 109V108H217ZM232 109V110H231ZM34 110H35V108H34ZM34 110H33V113H34ZM36 110L38 111V109L36 108ZM40 110H41V108H40ZM180 110H181V112H180ZM206 110V109H205ZM221 109H219V111H220ZM200 111H203V110H200ZM208 111V110H207ZM6 112V113H5ZM32 112V111H31ZM175 112L177 113V114H175ZM218 111H216V113H217ZM41 113V112H40ZM172 113V114H171ZM204 113V112H203ZM211 113V112H210ZM239 113V114H238ZM6 114V115H5ZM38 114V113H37ZM200 114V113H199ZM199 114H197V115H199ZM202 114V113H201ZM227 114H230V115H228L227 116ZM34 115V114H33ZM75 115V116H74ZM118 115H120V116H118ZM173 115H175V117H174V121L172 122V124L174 123L175 125H172L171 123H169L172 127H169V128H166V126H164V123L163 124H157V122L155 123V124H157L156 126H152V125H154V124H150V122H151V120H155V121H167V119H168V121H171L170 120V117H172ZM204 115V114H203ZM214 115V114H213ZM221 115V114H220ZM4 116H5V119H4ZM196 116V113H195V115H194V117ZM199 116H201V115H199ZM215 116V115H214ZM224 116H221V121H223V120H225V119H223L222 120V118H224ZM237 116V117H236ZM33 117H36V116H33ZM236 117V118H235ZM8 118V120H9V122H10V125L12 126V127H18V134L17 135H15V136H17L16 137V140L15 141H13V143L10 145V146H8L7 148H6V146H5V143H6V140H7V126H6V123L4 122V120L6 121V119ZM40 118V117H39ZM126 118H131V119H133V123H135V124H141V125H139V126H137V128L134 130L132 127H130V125H129V121L127 122V121H123L124 119H126ZM200 118V117H199ZM199 118H196L197 120L199 119ZM213 118V117H212ZM220 118V117H219ZM250 118H252V119H254L255 121V124L253 123V120H251ZM41 119H43V118H41ZM196 119H194L195 121H196ZM204 119V118H203ZM206 119H207V116H206ZM7 120V121H8ZM37 120H39V119H37ZM88 120V119H87ZM90 120V119H89ZM91 120H92V118H91ZM122 120V121H121ZM128 120V119H127ZM173 120V119H172ZM194 120H192L193 122H195ZM211 120V119H210ZM213 120V119H212ZM212 120L210 121V125L209 126H213V128H214V130H215V125H216V123H214V122H212ZM45 121V120H44ZM47 121H48V119H47ZM189 121V122H188ZM200 121L202 122V119L200 118ZM207 121V120H206ZM215 121H216V118H215ZM51 122V121H50ZM87 122V121H86ZM89 122V121H88ZM108 122V123H107ZM193 122H190L191 123V125H192V123ZM199 122V121H198ZM205 122V121H204ZM153 123V122H152ZM209 123V122H208ZM99 124V123H98ZM166 124V123H165ZM168 124V123H167ZM168 124V125H169ZM194 124V123H193ZM197 124H199V123H197ZM204 124V123H203ZM134 125V124H133ZM161 125H163V126H161ZM189 125V126H188ZM222 125V124H221ZM255 125H257V126H255ZM92 126H94V125H92ZM204 126H205V124H204ZM215 126V127H214ZM43 127V126H42ZM97 128H98V126H96ZM136 127V126H135ZM168 127V126H167ZM175 127V129H177ZM192 127H194V125L192 126ZM256 127V129H254ZM220 128H222L221 126H220ZM226 128V127H225ZM15 129V128H14ZM91 129V130H90ZM94 129H95V127H94ZM148 129H149V131L151 130L152 131V133H151V138L150 137H148L147 135L151 132H149L148 131ZM195 129V128H194ZM208 129V128H207ZM218 129V128H217ZM95 130H97V129H95ZM99 130V129H98ZM102 130V129H101ZM172 130V129H171ZM196 130H197V127H196ZM201 130V129H200ZM210 130V129H209ZM213 130V131H214ZM222 130V129H221ZM179 131V130H178ZM204 131V130H203ZM206 131V130H205ZM204 131V132H205ZM218 131V130H217ZM220 131V130H219ZM11 132V131H10ZM96 132V131H95ZM107 132H109V131H107ZM149 132V133H148ZM154 132V133H153ZM197 132H198V130H197ZM215 132V131H214ZM237 132V131H236ZM42 133V132H41ZM40 133V131H39V133L38 134H41ZM97 133V132H96ZM99 133V132H98ZM103 133V134H104ZM111 133V132H110ZM136 134V137H139L141 140H142V143H147V142H151V144L154 146L155 145V147H157L158 148V150H156V152H155V150L151 153L150 152V154H151V156H148V153L146 154V156L144 155L143 156V152L145 153L146 152V148L144 147V146H142V147H144V148H139L138 146H137V144L134 142V141H136L134 138H133V136H132V134ZM146 133H148V134H146ZM200 133H202V132H200ZM237 133V134H238ZM93 134L94 135H96L95 136V139H94V141L93 140H91V141H89V139L93 136ZM168 134H169V132H168ZM176 134H178V132H176ZM197 134V133H196ZM203 134V133H202ZM219 134V133H218ZM223 134V133H222ZM222 134H221V136H222ZM230 134V133H229ZM146 135V136H145ZM198 135H201V134H197V136ZM204 135V134H203ZM234 135V134H233ZM14 136V137H15ZM173 136V135H172ZM205 136V135H204ZM212 136H214L213 134H212ZM224 136V135H223ZM240 136H238V137H240ZM94 137V136H93ZM175 137V136H174ZM180 137V136H179ZM200 137V136H199ZM215 137V136H214ZM227 137V136H226ZM225 137V138H226ZM240 137V138H241ZM262 137V136H261ZM138 138V139H139ZM198 138V137H197ZM201 138H203L202 136H201ZM211 138V137H210ZM216 138V137H215ZM223 138V137H222ZM221 137H219L218 136V143L219 144H222V145H224L225 144V147H226V145H229L230 146V144L231 143H233L232 141H231V143L230 144H227V142L225 141V140H223ZM224 138V139H225ZM240 138H238V139H240ZM39 139V140H38ZM92 139V138H91ZM212 139V138H211ZM229 139V138H228ZM227 139V140H228ZM237 139V138H236ZM68 140V141H67ZM111 140H112V138H111ZM170 140V141H169ZM203 140V139H202ZM231 140H232V138H231ZM179 141V142H178ZM206 141V140H205ZM239 141V140H238ZM262 141V140H261ZM200 142V141H199ZM209 142H210V140H209ZM40 145H39V144ZM43 143V142H42ZM47 143H46V145H47ZM201 143V142H200ZM204 143V142H203ZM214 143V142H213ZM242 143V142H241ZM263 143V142H262ZM112 145V146H107V145ZM208 144V143H207ZM206 144V145H207ZM211 144V143H210ZM218 144V145H219ZM39 145V146H38ZM45 145V146H46ZM151 145V146H152ZM191 145V146H192ZM202 145V144H201ZM200 145V146H201ZM233 145H235V144H233ZM232 145V146H233ZM44 146V145H43ZM45 146L43 147V149H45ZM145 146H146V144H145ZM187 146V147H186ZM193 146L191 147V149L193 148ZM199 146V147H200ZM203 146V145H202ZM209 145H207V147H208ZM4 147H5V149H4ZM72 147H75V148H77V149H80L79 151H74L73 149H72ZM138 147V148H137ZM147 147V146H146ZM186 147V148H185ZM198 146H197V148H199ZM218 147H220V146H218ZM231 147V146H230ZM229 147V148H230ZM234 147V146H233ZM137 148V149H136ZM149 148V147H148ZM154 148V147H153ZM190 148V147H189ZM212 148V147H211ZM263 148V149H262ZM195 149H196V147H195ZM200 149V148H199ZM205 149H206V147H205ZM216 149V148H215ZM261 149H262V151H261ZM116 150V151H115ZM145 150V151H144ZM189 150V149H188ZM219 150V149H218ZM259 150H260V152L261 153H258L259 152ZM143 151V152H142ZM194 151H196V150H194ZM204 151V150H203ZM202 151V152H203ZM74 152H78L79 153V158H78V156L77 157H74L73 158V155H74ZM148 152V151H147ZM189 152H191V151H189ZM201 152V151H200ZM202 152H201V154H202ZM213 152V151H212ZM223 152V151H222ZM85 153H89V154H91V157H89L90 158V160H91V162H88L87 163V161H86V156H85ZM160 153H162V154H160ZM164 153L167 155V158L165 159L164 158ZM214 153V152H213ZM42 154V155H41ZM76 154V153H75ZM159 154L161 155V156H163L162 158H161V156H159ZM199 154V153H198ZM200 154V155H201ZM207 154V153H206ZM205 154V155H206ZM223 154V153H222ZM40 155V156H39ZM208 155V154H207ZM224 155V154H223ZM247 155V156H246ZM38 156V157H37ZM59 156H63V159L64 158H70V161H76V163H77V167L79 166L80 168H79V171L78 172H80L84 177H85V175H87V174H89L88 172L89 171H93V173H94V175L95 176H93V177H95L96 179L94 180L95 181V183H94V185L95 186H91L92 185V183H90V185H89V182H88V185L89 186H91V187H87V184H84V183H87V182H84V180L82 181V180H80V178H79V175L80 174H77L76 175V178L74 177H72L73 179H77L78 181H77V183H75L74 181H73V179L71 178H69V177H71L72 176V174H74L73 172H72V174L71 175H69V168L67 169L66 167H61L62 165H64V164H62L60 161H59V159L57 158V157H59ZM159 156V158H157ZM194 156V155H193ZM217 156V155H216ZM88 157V156H87ZM210 157V156H209ZM205 158V157H204ZM212 158V157H211ZM227 158V159H226ZM38 159V160H37ZM197 159V158H196ZM202 159V158H201ZM206 159V158H205ZM175 160H176V158H175ZM183 160H181V161H183ZM191 160H193L192 158H191ZM191 160L189 161V162H191ZM67 161V160H66ZM204 161V160H203ZM42 162H46V160L45 159H43L42 160ZM71 162V163H72ZM178 162V161H177ZM186 162V161H185ZM188 162V161H187ZM187 162H186V164H187ZM197 162V161H196ZM215 162V161H214ZM62 165H61V164ZM67 163H69V162H67ZM75 162H74V164H76ZM195 163V162H194ZM193 163V164H194ZM206 163V162H205ZM73 164V163H72ZM89 164V165H88ZM92 165V168H91V165ZM107 164V165H106ZM172 164V165H171ZM181 164V163H180ZM191 165V166H194V165ZM214 164V163H213ZM109 165V167L110 168H108L109 170H107L106 169V166H108ZM144 165V166H143ZM147 167H146V166ZM188 165V164H187ZM206 165V164H205ZM36 166V167H37ZM65 166H67L66 164H65ZM70 166H72V165H70ZM70 166H68V167H70ZM151 166V168L149 169V167ZM174 168H173V167ZM141 167H144V171H146V173H148V176H149V178L147 179V180H144L145 178H144V174H146L145 172H142L141 173V171L143 170H141ZM145 167L147 168V170H145ZM215 167V166H214ZM245 167V166H244ZM254 167V166H253ZM258 166H256V168H257ZM261 167H264V166H261ZM71 168V167H70ZM74 168H75V166H74ZM97 168H101V170L99 169V170H97ZM185 168V167H184ZM192 168V167H191ZM243 168V167H242ZM196 169H197V167H196ZM73 170H75V169H72V171ZM186 170V169H185ZM185 170H183V171H185ZM191 170H193V168L191 169ZM190 170V171H191ZM236 170V169H235ZM261 170H262V168H261ZM15 171V172H14ZM29 171V172H28ZM38 171V170H37ZM36 171V173H38ZM40 171V170H39ZM69 171V172H68ZM194 171V170H193ZM203 171V170H202ZM215 171V170H214ZM250 171V170H249ZM19 172V171H18ZM239 171H237V173H238ZM34 173V172H33ZM36 173H34L35 175H37ZM42 173V172H41ZM77 173V172H76ZM208 173V172H207ZM227 173V172H226ZM232 173V172H231ZM16 174V175H17ZM34 174H33V176H34ZM213 174V173H212ZM264 174V173H263ZM28 175H29V178H28ZM216 175V174H215ZM255 175V174H254ZM262 175V174H261ZM24 178H23V177ZM32 176V175H31ZM42 176V175H41ZM146 176V175H145ZM212 176V175H211ZM226 176H227V174H226ZM251 176V175H250ZM35 177V176H34ZM92 177V176H91ZM231 177V176H230ZM23 178V179H22ZM36 178V179H37ZM43 178V177H42ZM79 178V179H78ZM83 178V177H82ZM81 178V179H82ZM85 178H87V177H85ZM90 178V177H89ZM190 178V177H189ZM228 176H227V180H228ZM232 178V177H231ZM231 178H229V179H231ZM35 179V180H36ZM84 179V178H83ZM92 179H94V178H92ZM91 179V180H92ZM187 179V178H186ZM192 179V178H191ZM216 179V178H215ZM223 179V178H222ZM221 179V180H222ZM226 179V178H225ZM262 180L261 181H263V179H264V177L263 178H261ZM7 180H6V182H7ZM43 180V179H42ZM218 180V179H217ZM236 180V179H235ZM253 180V179H252ZM157 181V182H156ZM191 181V180H190ZM8 182H9V180H8ZM14 182V181H13ZM208 182V181H207ZM214 182V181H213ZM225 182V181H224ZM230 182V181H229ZM238 182V181H237ZM258 182H260V181H258ZM1 183H0V186H1ZM11 183V182H10ZM9 183V184H10ZM15 183V184H16ZM164 183H165V181H164ZM169 183V182H168ZM199 183V182H198ZM222 183V182H221ZM252 183H254V181H252ZM5 183H3V185H4ZM8 184V183H7ZM17 184H16V187H22V186H17ZM25 184V185H26ZM148 184V185H147ZM195 184V183H194ZM200 184V183H199ZM204 184V183H203ZM207 184H209V183H207ZM210 184H212V183H210ZM224 184V183H223ZM226 185H227V183H225ZM230 184V183H229ZM231 184H232V181H231ZM230 184V185H231ZM165 185H167V183H165ZM196 185V184H195ZM214 185V184H213ZM216 185V184H215ZM252 185V184H251ZM250 185V186H251ZM256 185V184H255ZM258 185V184H257ZM12 186V185H11ZM208 186V185H207ZM207 186H206V188H207ZM211 186V185H210ZM218 186V185H217ZM253 186V185H252ZM4 187V186H3ZM15 187V188H16ZM29 187V186H28ZM78 187H79V189L81 190V191H79V193L77 192V190H78ZM86 187H87V189H86ZM93 187V188H92ZM145 187V188H144ZM163 187H165V186H163ZM168 187V186H167ZM167 187H165L166 189H168ZM201 187V186H200ZM220 187H221V184H220ZM225 187V186H224ZM228 187V186H227ZM226 187V188H227ZM234 187V186H233ZM247 187H248V185H247ZM259 187V186H258ZM12 188H14V186L12 187ZM26 188V187H25ZM30 188V187H29ZM29 188H28V190H29ZM89 188H92V189H89ZM154 188V187H153ZM206 188H205V190H206ZM230 188V189H229ZM229 190H231L232 188L229 186ZM1 189H2V187H1ZM4 189V188H3ZM7 189V188H6ZM10 189H11V187H10ZM22 189V191H23V189L24 188H21ZM20 189V190H21ZM60 189H62V190H60ZM144 189V190H143ZM197 189H199V188H197ZM201 189V188H200ZM208 189H209V186H208ZM217 189V188H216ZM14 190V189H13ZM18 190H19V188H18ZM17 190V191H18ZM19 190V191H20ZM25 190V189H24ZM73 190V192H72V194L70 193V191H72ZM83 190V191H82ZM90 190V191H89ZM91 190H92V192H91ZM224 190V189H223ZM229 190H228V192H229ZM253 190V189H252ZM4 191V190H3ZM6 191V190H5ZM9 191H12V190H9ZM15 191H16V189H15ZM19 191L17 192V195H18V193H19ZM22 191H20V192H22ZM157 191H159L158 190V188H157ZM170 191V190H169ZM226 191V190H225ZM1 192V191H0ZM14 192V191H13ZM45 192H47V191H45ZM151 192V191H150ZM156 192V191H155ZM154 192V193H155ZM167 193L168 194V196H170L169 195V192H167L165 189L163 190V194H162V196H164V193ZM203 192V191H202ZM207 192H208V190H207ZM248 192V191H247ZM263 192V191H262ZM4 193V192H3ZM6 193H8V192H6ZM26 193V190H25V192H24V195H26V197H27V194H25ZM48 193V192H47ZM46 193V194H47ZM145 193H147V191L145 192ZM160 193V192H159ZM205 193H206V191H205ZM213 193V192H212ZM230 193H231V191H230ZM234 193V192H233ZM255 193H257V192H255ZM20 194V193H19ZM152 194V193H151ZM150 193H149V196L151 195ZM156 194H158V193H156ZM172 194V193H171ZM204 194V193H203ZM207 194V193H206ZM209 194V193H208ZM232 194V193H231ZM9 195H11V193H9ZM14 195V194H13ZM12 195V197L14 198V196ZM21 195V194H20ZM23 195V196H24ZM154 195V194H153ZM222 195V194H221ZM225 196L226 195H229V194H224ZM235 195V194H234ZM264 195V194H263ZM262 195V196H263ZM134 196V197H133ZM155 196V195H154ZM153 196V197H154ZM168 196H166V197H168ZM176 196H174V197H176ZM206 196V195H205ZM208 196H210V195H208ZM255 196V195H254ZM256 196H258V194L256 195ZM261 196V195H260ZM260 196H258V198L260 197ZM2 197H3V194H2ZM6 197V196H5ZM11 197V196H10ZM10 197H8L9 199H10ZM22 197V196H21ZM46 197V196H45ZM49 197V196H48ZM62 197V199H57V198H61ZM133 197V199H131ZM151 197V196H150ZM165 197V196H164ZM218 197V196H217ZM222 197V196H221ZM224 197V196H223ZM229 197V196H228ZM231 197V196H230ZM237 197H238V195H237ZM244 197V196H243ZM252 197V196H251ZM12 198V199H13ZM19 198V197H18ZM18 198H16V199H18ZM149 198V197H148ZM158 198H160V197H158ZM171 198V197H170ZM224 198H226V197H224ZM223 198V199H224ZM232 198H233V195H232ZM234 198H235V196H234ZM233 198V199H234ZM257 198V197H256ZM264 198V197H263ZM15 198H14V200H16ZM23 199V198H22ZM164 199V198H163ZM162 199V200H163ZM205 199L206 198H204V200L203 201H205ZM238 199V198H237ZM253 199H255V198H253ZM252 199V200H253ZM2 200V199H1ZM4 200H7L6 198L4 199ZM3 200V201H4ZM27 201H28V198L26 199ZM148 201H149V199H147ZM168 200V199H167ZM166 200V201H167ZM170 200V199H169ZM175 200V199H174ZM179 200V201H180ZM218 200H220L219 198H218ZM226 200V199H225ZM236 200V199H235ZM9 201V200H8ZM8 201H6V202H8ZM11 202H15V201H12V200H10ZM17 201V200H16ZM101 202V205L102 206H99L98 205V202ZM147 201V202H148ZM150 201H152L153 202V200H152V198H151V200ZM155 201V200H154ZM157 201H160V200H157ZM202 201V200H201ZM200 201V202H201ZM214 201H215V199H214ZM230 201V200H229ZM233 201V200H232ZM243 201V200H242ZM254 201V200H253ZM252 201V202H253ZM11 202H9V203H11ZM21 203H23L22 201H20ZM19 202V203H20ZM25 202V201H24ZM31 202V201H30ZM40 202H37V203H39L40 204ZM161 202V201H160ZM171 202H172V200H171ZM207 202V201H206ZM211 202V201H210ZM234 202V201H233ZM3 203V206L4 205H6L7 203H5L4 204V202H2ZM16 203H18V201L16 202ZM28 203V202H27ZM27 203H25V204H27ZM42 203V204H43ZM143 203V202H142ZM154 203H156V201L154 202ZM153 203V204H154ZM167 203V202H166ZM175 203V202H174ZM173 203V204H174ZM180 203V202H179ZM215 203H217V202H215ZM214 203V204H215ZM245 203H246V201H245ZM257 203V202H256ZM255 203V204H256ZM0 204H1V201H0ZM25 204H21V205H25ZM34 204V203H33ZM144 204V203H143ZM168 204H169V202H168ZM172 204V205H173ZM200 204V203H199ZM205 204H207V203H205ZM243 204V203H242ZM247 205H248V201H247V203H246ZM250 204V203H249ZM254 204V203H253ZM17 206H19V204H16ZM30 205V204H29ZM147 205V204H146ZM172 205H171V207H172ZM180 205V204H179ZM186 205V206H187ZM216 205V204H215ZM230 205V204H229ZM237 205H239V203L237 204ZM2 206V207H3ZM7 206V205H6ZM11 206H12V204H11ZM26 206V205H25ZM25 206H23V207H25ZM31 206H32V203H31ZM37 206H43V205H37ZM141 206V205H140ZM153 206H155V204L154 205H152L151 207H153ZM181 206V205H180ZM204 206V205H203ZM206 206V205H205ZM208 206V205H207ZM211 206H212V204H211ZM240 206V205H239ZM246 206V205H245ZM250 206V205H249ZM260 205H258V207H259ZM13 207V206H12ZM35 207V206H34ZM142 207V206H141ZM156 207V206H155ZM210 207V206H209ZM219 207V206H218ZM218 207H217V209H218ZM251 207V206H250ZM18 209H19V207H17ZM21 208V207H20ZM32 208V207H31ZM30 208V209H31ZM39 208V207H38ZM37 208V209H38ZM59 208V209H58ZM62 208V210H64ZM146 208H148V207H146ZM158 208V207H157ZM175 208V207H174ZM4 209V208H3ZM2 209V210H3ZM17 209V210H18ZM55 209H52L53 211H55ZM128 209H131V207H129ZM127 209V210H128ZM133 209V208H132ZM138 209V207L136 206V210ZM145 209V208H144ZM148 209H150V208H148ZM147 209V210H148ZM176 209V208H175ZM205 209V208H204ZM214 209V208H213ZM247 209V208H246ZM259 209V208H258ZM1 210V209H0ZM11 210V209H10ZM9 210V211H10ZM16 210V211H17ZM23 210V209H22ZM25 210V209H24ZM31 210H33V209H31ZM40 210V209H39ZM62 210H60V211H62ZM126 210V211H127ZM143 210V209H142ZM178 210V209H177ZM183 210V209H182ZM5 211H6V208H5ZM8 211V210H7ZM9 211L7 212V213H9ZM19 211L21 212V210L19 209ZM138 211V210H137ZM146 211V210H145ZM151 211V210H150ZM166 211V210H165ZM181 211V210H180ZM179 211V212H180ZM216 211V210H215ZM214 211V212H215ZM264 211V210H263ZM64 212V211H63ZM128 212V211H127ZM131 212H133L132 210H131ZM138 212H141V211H138ZM148 212V211H147ZM152 212V211H151ZM154 212V211H153ZM157 212V211H156ZM174 212V211H173ZM178 212V211H177ZM176 212V213H177ZM222 212V211H221ZM1 213V212H0ZM7 213H5V215L6 216H11L10 214H7ZM11 213V212H10ZM17 213H19V212H17ZM29 213H30V211H29ZM32 213V212H31ZM31 213L29 214L30 215V217H31ZM34 213V212H33ZM40 213V212H39ZM59 213V212H58ZM61 213V212H60ZM130 213V212H129ZM128 213V214H129ZM134 213V212H133ZM220 213V212H219ZM251 213L253 214V212L251 211ZM259 213H260V211H259ZM264 213V212H263ZM26 213H24L23 215H22V213H21V215L24 217L25 216V218H27L26 217V215H25ZM40 214H42V213H40ZM39 214V215H40ZM63 214V213H62ZM144 214V213H143ZM152 214V213H151ZM157 214V213H156ZM156 214H155V216H156ZM181 214V213H180ZM199 214V213H198ZM201 214V213H200ZM203 214V213H202ZM256 214V213H255ZM2 215V214H1ZM18 215H20V214H18ZM28 215V214H27ZM44 213H43V217H44ZM46 215H47V213H46ZM67 215V214H66ZM130 215V214H129ZM136 215V214H135ZM153 215V214H152ZM157 215H160V214H157ZM171 215V214H170ZM175 215V214H174ZM178 215V214H177ZM6 216H4L5 218H6ZM15 216L16 215H14V219H15ZM169 216V215H168ZM179 216H181V215H179ZM194 216V215H193ZM256 216H258L259 218H260V216H262V214H256ZM29 217V218H30ZM46 217V216H45ZM253 217V216H252ZM3 218V217H2ZM11 218H13V214H12V216H11ZM22 218V217H21ZM20 218V216H19V219H17L18 220V222H19V220L21 219ZM32 218V217H31ZM122 218V219H121ZM156 218V217H155ZM155 218H153V219H155ZM170 218H172V216L170 217ZM177 218V217H176ZM186 220H187V222L190 224L193 220V218H192V214L190 215V213L189 214H186V216L184 217ZM244 218V217H243ZM259 218H257V219H259ZM15 219V220H16ZM23 219V218H22ZM40 219V218H39ZM162 219V218H161ZM180 219H181V217H180ZM180 219H179V221H180ZM196 219V218H195ZM194 219V220H195ZM218 219V218H217ZM256 219V218H255ZM2 220V219H1ZM7 220V219H6ZM10 220V219H9ZM12 220V219H11ZM26 219H24L23 221H25ZM31 220V219H30ZM30 220H29V223H30ZM38 220V219H37ZM156 220H158V218H156L155 219V221ZM210 220V219H209ZM243 220V219H242ZM262 220V219H261ZM23 221H21L20 220V222H23ZM26 221H28V220H26ZM43 221V220H42ZM53 221V220H52ZM56 221V220H55ZM163 221H164V218H163ZM165 221H166V219H165ZM200 221V220H199ZM203 221V220H202ZM260 221V220H259ZM264 221V220H263ZM4 222V221H3ZM6 222V221H5ZM12 222H14V220H12ZM11 222V223H12ZM17 222V223H18ZM177 222V221H176ZM252 222V221H251ZM255 222H258V221H255ZM2 223V222H1ZM10 223V222H9ZM8 223V224H9ZM25 224L26 223H28V222H24ZM29 223H28V227L29 226H31V225H29ZM52 223V222H51ZM113 223V224H114ZM161 223V222H160ZM165 223V222H164ZM207 223V222H206ZM247 223V222H246ZM5 224H7V223H5ZM19 224V223H18ZM35 224H37V223H35ZM44 224V223H43ZM158 224H159V222H158ZM165 224H167V223H165ZM214 224V223H213ZM2 224H0V226H1ZM12 225V224H11ZM27 225V224H26ZM45 225V224H44ZM43 225V226H44ZM49 225V224H48ZM121 225V224H120ZM198 225V227H199V225H202V224H197ZM233 225V224H232ZM259 225H260V222H259ZM5 226V225H4ZM14 226V225H13ZM16 226V225H15ZM19 226V225H18ZM22 226V225H21ZM42 226V225H41ZM46 226V225H45ZM118 226V225H117ZM122 226V225H121ZM120 226V227H121ZM167 226V225H166ZM222 226V225H221ZM220 226V227H221ZM246 226H247V224H246ZM250 226H251V224H250ZM52 227V226H51ZM116 227V226H115ZM174 227V226H173ZM173 227H172V229H173ZM197 227V226H196ZM220 227H218V228H220ZM225 227V226H224ZM248 227V226H247ZM252 227V226H251ZM257 227V226H256ZM264 226H262V228H263ZM1 228V227H0ZM9 228V227H8ZM167 228H169V227H167ZM244 228V227H243ZM5 229V228H4ZM3 229V230H4ZM12 229V228H11ZM23 229V228H22ZM26 230L28 229V228H25ZM105 229H107L106 227H105ZM171 229V230H172ZM234 229V228H233ZM240 229V228H239ZM257 229V228H256ZM2 230V231H3ZM16 231H17V229H15ZM15 230H11V231H15ZM139 230H140V228H139ZM138 230V231H139ZM145 230H146V228H145ZM165 230V229H164ZM228 230V229H227ZM255 230V229H254ZM253 230V231H254ZM264 230V229H263ZM262 230V231H263ZM25 231V230H24ZM217 231V230H216ZM242 231V230H241ZM253 231H252V233H253ZM257 231V230H256ZM19 232H21V231H19ZM18 231L16 232V234L18 233V234H20ZM129 232V231H128ZM141 232V231H140ZM180 232V231H179ZM221 232H223L222 230H221ZM235 232V231H234ZM233 231H231L230 230V234L231 233H234ZM242 232H244V231H242ZM0 233L1 234H3V236H4V233H2L1 231H0ZM7 233H8V230H7ZM6 233V235H8ZM10 233V232H9ZM25 233V232H24ZM142 233V232H141ZM140 233V234H141ZM149 233V232H148ZM147 233V234H148ZM188 233V237H184V235L183 236H179V234H178V236H175V238H174V240L173 241H171L172 243H176V244H178V246L180 247V245H181V247L182 248H186V247H194L195 245L197 246V244H196V242H194V241H192V240H195L196 241V239L198 238L197 236H192L191 237V234H193V232H187ZM204 233V232H203ZM211 233V232H210ZM219 233V232H218ZM255 233V232H254ZM126 234H128V233H126ZM143 234V233H142ZM182 234V233H181ZM220 234V233H219ZM218 234V235H219ZM261 234V233H260ZM6 235H5V237H6ZM11 235H14L13 233L11 234ZM24 235V234H23ZM26 235H27V233H26ZM122 235H124V234H122ZM163 235V234H162ZM176 235V234H175ZM195 235V234H194ZM226 235H227V233H226ZM239 235V233H234L233 234V237L235 236V237H237ZM254 235V234H253ZM252 234H250V236L252 237L253 236ZM264 235V234H263ZM25 236V235H24ZM28 236V235H27ZM77 236V235H76ZM129 236H130V234H129ZM147 236V235H146ZM214 236V235H213ZM232 236V235H231ZM1 237V236H0ZM14 237V236H13ZM17 236L15 235V238H16ZM117 237V236H116ZM127 236H125V238H126ZM143 237V236H142ZM197 237V238H196ZM4 238V237H3ZM8 238H9V236H8ZM120 240L119 241H122L123 240V238H120V237H118ZM117 238V239H118ZM124 238V239H125ZM130 238H131V236H130ZM145 238V237H144ZM149 238V237H148ZM196 238V239H195ZM228 238H230V237H228L227 236V238H224L223 240H220V241H222V242H215V241H213V242H215V244H217V246H224V242L226 241H228L229 239ZM232 238V237H231ZM230 238V239H231ZM264 238V237H263ZM12 239V238H11ZM19 239H20V237H19ZM18 239V237H17V239H15V240H19ZM22 239V238H21ZM24 239V238H23ZM22 239V240H23ZM128 239V238H127ZM171 239H173V238H171ZM205 239V238H204ZM222 239V238H221ZM233 239V238H232ZM236 239V238H235ZM234 239V240H235ZM243 239V238H242ZM255 239H256V235H255ZM0 240H2V239H0ZM4 240V239H3ZM7 240V239H6ZM14 240V238L12 239V241ZM27 240V239H26ZM25 240V241H26ZM129 240V239H128ZM201 241H202V238L200 239ZM254 240V239H253ZM7 241H9V240H7ZM24 241V240H23ZM22 241V242H23ZM28 241V240H27ZM65 241V240H64ZM77 241V240H76ZM105 241V240H104ZM127 241V240H126ZM122 242V243H127V242ZM131 241V240H130ZM133 241V240H132ZM188 241H190L189 243H191L192 242V244L191 245H188ZM201 241H199V242H201ZM208 241V240H207ZM229 241H231V240H229ZM2 242V241H1ZM4 242H5V240H4ZM16 242V241H15ZM243 242H244V240H243ZM9 243V242H8ZM17 243V242H16ZM16 243H13L14 245L16 244ZM20 243V242H19ZM81 243V242H80ZM119 243V242H118ZM130 243V242H129ZM145 243V242H144ZM198 243V242H197ZM223 243V244H222ZM240 243V242H239ZM245 243H246V237H245ZM9 244H11V242L9 243ZM22 244H24V243H22ZM26 244H27V242H26ZM29 244V243H28ZM75 244V243H74ZM142 244V243H141ZM140 244V245H141ZM148 244V243H147ZM173 244V245H174ZM230 244V243H229ZM247 244V243H246ZM261 244V243H260ZM1 245V244H0ZM5 245V244H4ZM17 246L16 247H18V243L16 244ZM50 245V244H49ZM48 245V246H49ZM82 245L83 244H81V247H82ZM105 245V244H104ZM122 245V244H121ZM126 245V244H125ZM143 245V244H142ZM164 245V244H163ZM202 245V244H201ZM208 245H210V244H208ZM207 245V246H208ZM226 245V244H225ZM241 245V244H240ZM248 245V244H247ZM246 245V246H247ZM264 245V244H263ZM8 246H10V245H8ZM11 246H12V244H11ZM19 246H21V245H19ZM24 246H25V244H24ZM26 246H28V245H26ZM30 246V245H29ZM123 246V245H122ZM138 246V245H137ZM146 246V245H145ZM161 246V245H160ZM175 246V245H174ZM203 246V245H202ZM201 246V247H202ZM211 246V245H210ZM230 246V245H229ZM3 247V246H2ZM7 247V246H6ZM5 247V248H6ZM15 247V246H14ZM77 247V246H76ZM139 247V246H138ZM155 247V246H154ZM172 247V246H171ZM205 247V246H204ZM226 247V246H225ZM238 247V246H237ZM4 248V247H3ZM10 248V247H9ZM8 248V249H9ZM23 248H25V247H23ZM28 248L29 247H27L26 249L28 250ZM31 248V247H30ZM85 248V247H84ZM119 248V247H118ZM142 248V247H141ZM156 248V247H155ZM182 248L179 250V251H183L182 250ZM197 248V247H196ZM210 248V247H209ZM208 247H207V249H209ZM230 248V247H229ZM247 247H245V249H246ZM11 249V248H10ZM16 249H18V250H20V248H16ZM22 249V248H21ZM122 249H123V247H122ZM122 249H120V250H122ZM150 249H151V247H150ZM159 249V248H158ZM187 249V248H186ZM206 249V250H207ZM217 249H219V248H217ZM225 249V248H224ZM240 249V248H239ZM238 249V250H239ZM249 249V248H248ZM262 249H264V248H262ZM14 250V249H13ZM17 250V251H18ZM79 250V249H78ZM116 250V249H115ZM147 250H149V248L147 249ZM152 250V249H151ZM155 250V249H154ZM175 250V249H174ZM205 250V249H204ZM216 250V249H215ZM247 250V249H246ZM1 251H2V249H1ZM3 251H4V249H3ZM16 251V252H17ZM23 251H24V249H23ZM48 251V250H47ZM100 251H101V249H100ZM169 251V250H168ZM201 251H203V250H201ZM211 251V250H210ZM209 251V252H210ZM213 251V250H212ZM211 251V252H212ZM218 251V250H217ZM221 251V250H220ZM223 251V250H222ZM233 251H235V250H233ZM236 251H237V249H236ZM259 251H262V250H259ZM258 251V252H259ZM5 252V254L7 253H9V252H6V250L4 251ZM15 252V251H14ZM13 252V253H14ZM116 252V251H115ZM123 252H125V251H123ZM147 252V251H146ZM156 252V251H155ZM171 252V251H170ZM176 252V251H175ZM188 252V251H187ZM199 252V251H198ZM214 252V251H213ZM250 252V251H249ZM263 252V251H262ZM2 253V252H1ZM18 253V252H17ZM21 253V250L19 251V254ZM88 253V252H87ZM114 253V252H113ZM149 253V252H148ZM202 253V252H201ZM200 253V254H201ZM228 253V252H227ZM235 253V252H234ZM252 254H253V252H251ZM4 254V255H5ZM10 254V253H9ZM8 254V255H9ZM18 254V255H19ZM28 254V253H27ZM41 254V253H40ZM90 254V253H89ZM122 254V253H121ZM189 254V253H188ZM197 254V253H196ZM205 254H208L207 256H209V254L210 253H205ZM218 254H220V253H218ZM224 254V253H223ZM11 255H12V253H11ZM10 255V256H11ZM15 255H17V254H15ZM128 255V254H127ZM127 255L125 256V257H127ZM153 255H155L154 254V252H153ZM157 255V254H156ZM214 255V254H213ZM222 255V254H221ZM0 256H3V255H1L0 254ZM21 256H24L23 255V252H22V255L20 254V257ZM27 256V255H26ZM29 256H30V254H29ZM28 256V257H29ZM42 256V255H41ZM47 257H48V255H46ZM134 256V255H133ZM132 256V257H133ZM147 256V255H146ZM159 256V255H158ZM195 256V255H194ZM228 256H230V255H228ZM7 257V255H5V258ZM16 257V256H15ZM136 257H137V255H136ZM152 257V256H151ZM180 257V256H179ZM178 257V258H179ZM197 257H199V256H197ZM205 257H206V255H205ZM212 257V256H211ZM225 257H227V256H225ZM255 257V256H254ZM253 257V258H254ZM8 259V261H9V258L10 257H7ZM13 258V257H12ZM26 258V257H25ZM116 258V257H115ZM143 258V257H142ZM153 258V257H152ZM159 258V257H158ZM186 258V257H185ZM210 258V257H209ZM220 258H222V256L220 257ZM24 259V258H23ZM27 259H29V258H27ZM135 259V258H134ZM139 259H140V257H139ZM161 259V258H160ZM170 259V258H169ZM201 259V258H200ZM251 259V258H250ZM255 259V258H254ZM11 260V259H10ZM14 259H12V262L13 263H15L14 261H13ZM126 260V259H125ZM198 260V259H197ZM197 260L196 259H194V258H192V259H190V258H187L186 259V261L184 262V264H197L198 262H197ZM206 260V259H205ZM204 260V261H205ZM210 260H211V258H210ZM210 260H208L209 262H210ZM227 260V259H226ZM84 261V260H83ZM122 261V260H121ZM132 261V260H131ZM135 261V260H134ZM139 261H141V260H139ZM199 261V260H198ZM201 261H203V260H201ZM207 261V260H206ZM217 261V260H216ZM220 261H222V260H220ZM241 261H244L242 258H241ZM3 262V261H2ZM5 262H6V259H5V261H4V263L3 264H5ZM12 262H10L11 264H13ZM30 262V261H29ZM33 263H34V261H32ZM42 262V261H41ZM80 262V263H79ZM78 262V264H81L82 262L81 261H79ZM126 262V261H125ZM178 262V261H177ZM19 263V262H18ZM17 263V264H18ZM20 263H23V261L22 262H20ZM27 263V262H26ZM26 263H24V264H26ZM31 263V262H30ZM128 263V262H127ZM139 263V262H138ZM158 263V262H157ZM201 263V262H200ZM220 263H222V262H220ZM245 263H246V260H245ZM253 263V262H252ZM118 264H120V263H118ZM137 264V263H136ZM140 264V263H139ZM224 264H225V262H224ZM227 264V263H226Z\"/></svg>",
    "mask_w": 264,
    "mask_h": 264
}]
</instances>
